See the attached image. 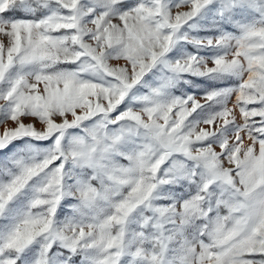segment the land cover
<instances>
[{"label":"snow or ice","instance_id":"1","mask_svg":"<svg viewBox=\"0 0 264 264\" xmlns=\"http://www.w3.org/2000/svg\"><path fill=\"white\" fill-rule=\"evenodd\" d=\"M0 125V264H264V0H0Z\"/></svg>","mask_w":264,"mask_h":264},{"label":"rangeland","instance_id":"2","mask_svg":"<svg viewBox=\"0 0 264 264\" xmlns=\"http://www.w3.org/2000/svg\"><path fill=\"white\" fill-rule=\"evenodd\" d=\"M37 126H39V125H37ZM2 132H3V126L0 125V133H2Z\"/></svg>","mask_w":264,"mask_h":264}]
</instances>
